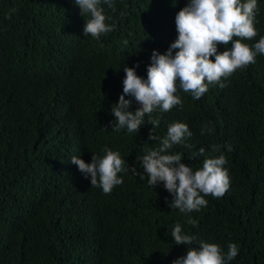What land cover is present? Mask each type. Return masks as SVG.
Here are the masks:
<instances>
[{"label": "trees", "instance_id": "trees-1", "mask_svg": "<svg viewBox=\"0 0 264 264\" xmlns=\"http://www.w3.org/2000/svg\"><path fill=\"white\" fill-rule=\"evenodd\" d=\"M258 1L263 31L250 48L264 37ZM111 3L99 7L115 27L97 39L84 36L91 17L75 0H0V264H173L188 251L171 237L177 224L225 257L236 244L226 264H264V59L257 54L200 99L177 80L182 107L146 114L138 132L113 130L125 67L147 79L153 51L165 54L178 38L175 15L190 0ZM125 99L129 111L141 107ZM176 122L192 135L167 154H182L193 171L223 155L230 179L222 197L205 196L207 205L190 213L169 207L163 182L140 179L137 158L158 149ZM106 147L125 161L123 183L108 194L71 162L91 163Z\"/></svg>", "mask_w": 264, "mask_h": 264}, {"label": "clouds", "instance_id": "clouds-1", "mask_svg": "<svg viewBox=\"0 0 264 264\" xmlns=\"http://www.w3.org/2000/svg\"><path fill=\"white\" fill-rule=\"evenodd\" d=\"M104 3L113 7L111 0H104ZM75 4L79 6L82 16L87 13L91 17L86 20L84 36L90 34L98 39L102 33L114 29V25L105 23L103 8L99 7L101 0H75ZM262 17V7L258 0H190L175 15L178 38L165 54L153 51L152 63L147 68V79L139 77L135 68L125 67L124 95L120 96L119 102L112 108L115 117L113 130L126 128L128 132H138L146 114L153 113L157 108L167 112L176 105L182 107L181 99L175 95L177 80L184 92H190L194 99H200L209 85L225 87L221 78H227L236 69L254 63L257 54L260 60L264 59V37L252 48L247 45L263 31ZM233 37L244 38L246 44L240 39L233 41ZM230 42V49L218 53V45H228ZM173 50H177L175 54ZM211 57H214V61ZM125 95L134 97L141 107L129 111L131 101L126 100ZM149 123L153 127L158 124L152 120ZM191 135L186 124L176 122L169 126L158 149L148 150L146 155L137 158L143 167L140 179H145L146 174L152 188L163 182L166 190L172 194L169 207L179 209L182 213L199 211L207 205L205 196L222 197L230 185L228 171L223 167L227 160L223 155L206 158L202 168L193 171L181 163L182 154H167L173 145ZM149 139L159 138L150 134ZM103 151L106 154L102 158L93 154L91 163L77 156H73L71 162L78 166L82 179L90 178L92 187L99 186L108 194L114 186L123 183L118 173L124 170L125 161L119 153L107 147ZM204 151L200 148L198 154L203 155ZM196 155L194 153L193 158ZM171 237L176 245L188 246L186 256L173 261V264H226L238 253L237 245L232 243L228 245L225 257L218 245L197 242L195 236L182 234L179 224L173 228ZM194 244L198 247H192Z\"/></svg>", "mask_w": 264, "mask_h": 264}]
</instances>
